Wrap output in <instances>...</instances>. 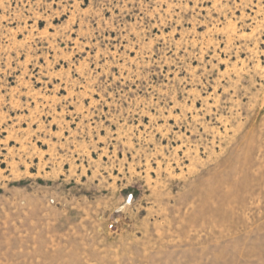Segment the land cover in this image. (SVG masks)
I'll return each mask as SVG.
<instances>
[{
  "label": "rangeland",
  "instance_id": "1",
  "mask_svg": "<svg viewBox=\"0 0 264 264\" xmlns=\"http://www.w3.org/2000/svg\"><path fill=\"white\" fill-rule=\"evenodd\" d=\"M0 264H264V0H0Z\"/></svg>",
  "mask_w": 264,
  "mask_h": 264
}]
</instances>
